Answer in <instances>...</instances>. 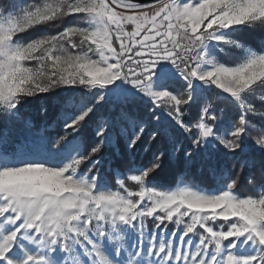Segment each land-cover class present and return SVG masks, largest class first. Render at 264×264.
I'll list each match as a JSON object with an SVG mask.
<instances>
[{
    "label": "snow or ice",
    "instance_id": "snow-or-ice-1",
    "mask_svg": "<svg viewBox=\"0 0 264 264\" xmlns=\"http://www.w3.org/2000/svg\"><path fill=\"white\" fill-rule=\"evenodd\" d=\"M0 264H264V0H0Z\"/></svg>",
    "mask_w": 264,
    "mask_h": 264
},
{
    "label": "trees",
    "instance_id": "trees-1",
    "mask_svg": "<svg viewBox=\"0 0 264 264\" xmlns=\"http://www.w3.org/2000/svg\"><path fill=\"white\" fill-rule=\"evenodd\" d=\"M31 111V109H29ZM175 177V179H174ZM179 180V176L175 175L174 171L169 168L165 167L163 171L159 173V176L157 177L156 183L162 186H168V187H175L176 181ZM114 184V180L111 181ZM186 182L191 183L192 179L191 177L186 178ZM196 185L199 187H203L207 189L209 187L207 181H204L201 183L199 180H197ZM239 194L240 195H249L251 194V189L250 187L246 184V182L241 181L239 185ZM171 228V225L169 226Z\"/></svg>",
    "mask_w": 264,
    "mask_h": 264
},
{
    "label": "rangeland",
    "instance_id": "rangeland-1",
    "mask_svg": "<svg viewBox=\"0 0 264 264\" xmlns=\"http://www.w3.org/2000/svg\"><path fill=\"white\" fill-rule=\"evenodd\" d=\"M170 226V225H169Z\"/></svg>",
    "mask_w": 264,
    "mask_h": 264
}]
</instances>
